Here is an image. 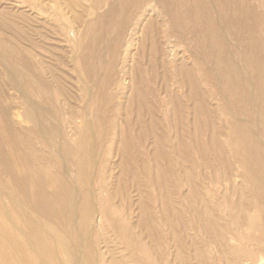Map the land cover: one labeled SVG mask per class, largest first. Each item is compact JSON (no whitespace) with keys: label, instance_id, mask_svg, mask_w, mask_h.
I'll return each instance as SVG.
<instances>
[{"label":"rangeland","instance_id":"374dc122","mask_svg":"<svg viewBox=\"0 0 264 264\" xmlns=\"http://www.w3.org/2000/svg\"><path fill=\"white\" fill-rule=\"evenodd\" d=\"M154 1L0 0V264H41L47 176L63 263L72 161L94 177L102 230L81 247L103 264L129 241L133 264H264V0Z\"/></svg>","mask_w":264,"mask_h":264},{"label":"bare ground","instance_id":"6f19581e","mask_svg":"<svg viewBox=\"0 0 264 264\" xmlns=\"http://www.w3.org/2000/svg\"><path fill=\"white\" fill-rule=\"evenodd\" d=\"M154 1V0H153ZM164 1V0H163ZM52 2L54 3V5H56L55 3H57V0H52ZM91 2V1H90ZM89 2V3H90ZM112 2V1H111ZM110 2V3H111ZM155 2V1H154ZM168 2V1H167ZM39 3V2H38ZM51 3V2H49ZM80 3V2H79ZM157 3V2H156ZM81 4V3H80ZM112 4V3H111ZM43 5V3H42ZM52 6V3L50 4ZM90 5V4H89ZM59 6V5H57ZM84 6V5H83ZM110 6V5H109ZM165 6V5H164ZM33 7V5H32ZM53 7V6H52ZM160 7V6H159ZM141 8V7H140ZM50 9V7H48V10ZM57 10H59L58 8H55ZM109 9V8H108ZM163 9V8H162ZM171 9V8H170ZM212 9V8H211ZM163 11V10H162ZM50 13V10L48 11ZM53 12V11H52ZM165 12V11H164ZM27 13V12H26ZM67 13V12H66ZM167 13V11H166ZM33 14V13H32ZM58 17L59 19L67 26L68 31L70 32L69 34H71V36L73 37V27L72 24L69 22V20H67V18L65 17V14L61 13L60 11H57ZM37 16V15H36ZM216 16V15H215ZM58 19V20H59ZM216 19V18H215ZM87 20V18H86ZM169 20V19H168ZM131 21V20H130ZM85 22V20H84ZM158 22V21H157ZM62 24V23H61ZM217 24V23H216ZM64 25V26H65ZM84 25V23H83ZM170 25V24H168ZM120 26V25H119ZM129 27V26H128ZM171 28V27H170ZM221 28V27H220ZM123 29V28H122ZM172 29V28H171ZM174 29V28H173ZM43 30V29H42ZM13 31V30H12ZM124 31V30H123ZM174 31V30H173ZM221 31V29H220ZM219 31V33H221ZM117 33V32H116ZM115 33V34H116ZM177 33V32H176ZM19 36V35H18ZM47 37V36H46ZM222 37V35H221ZM117 38V37H116ZM181 38V37H180ZM22 39V38H21ZM225 39V38H224ZM249 39V38H248ZM74 40V39H73ZM114 40V39H113ZM72 41V40H71ZM81 41V40H80ZM118 41V40H117ZM135 40H133L134 42ZM226 41V40H225ZM73 42V41H72ZM228 43V42H227ZM226 43V44H227ZM27 44V43H26ZM45 45V44H43ZM75 45V44H74ZM48 46V45H47ZM103 46V45H102ZM109 46V45H108ZM74 47V46H73ZM79 47V46H78ZM28 48V47H27ZM111 48V47H110ZM109 50V49H108ZM79 51V50H78ZM226 51L225 49L222 50V53L224 54ZM2 54V51L0 50V55ZM78 54V53H77ZM192 54V53H191ZM229 55V54H228ZM11 57V56H10ZM223 64H225V57L223 56ZM1 63V62H0ZM106 63V62H105ZM3 65V64H2ZM175 65V64H174ZM5 67V66H4ZM234 66H232L233 68ZM6 68V67H5ZM7 70V69H6ZM45 70V69H44ZM209 70V69H208ZM223 72H226V67L224 66L223 68ZM76 71V70H75ZM5 72V71H4ZM85 72V71H84ZM258 74H260L261 76H264V60L262 62V67L261 69H258ZM86 73V72H85ZM84 73V74H85ZM6 76V75H5ZM214 76V75H213ZM220 76V75H219ZM11 77V76H10ZM77 77V74H76ZM215 77V76H214ZM80 78V77H79ZM219 81V80H218ZM216 82V81H215ZM249 82V81H248ZM16 85V84H15ZM251 85V83H250ZM218 88V87H217ZM219 89V88H218ZM251 89V88H250ZM219 91V90H218ZM253 92L255 91H260L264 93V83L259 84L258 86H256L255 88H253L252 90ZM87 92V91H86ZM251 93V92H250ZM249 93V94H250ZM223 95V94H221ZM251 95V94H250ZM225 98V97H223ZM251 98V96H250ZM250 100V99H249ZM252 100V99H251ZM261 101V100H259ZM248 102V101H247ZM251 102V101H250ZM258 102V101H257ZM226 103V100H225ZM253 103V102H252ZM259 103V102H258ZM85 104V103H84ZM264 104V103H263ZM69 105V104H68ZM253 106V105H252ZM262 106V105H261ZM83 108V107H82ZM230 108V107H229ZM46 109V108H45ZM256 109V108H255ZM49 110V109H47ZM252 110V109H251ZM44 111V109H43ZM1 113V112H0ZM47 113V112H46ZM263 113V112H262ZM233 114V113H231ZM234 116V115H233ZM232 116V117H233ZM230 117V116H229ZM236 117V116H235ZM257 115H255V119H256ZM231 118V117H230ZM87 119V118H86ZM264 120V119H263ZM236 121V122H235ZM235 123L237 124V121L235 119ZM240 121V120H239ZM256 121V120H255ZM87 123V122H86ZM89 123V122H88ZM87 123V124H88ZM8 125V124H7ZM5 125V127L7 126ZM235 126V125H234ZM243 127V126H242ZM241 128V127H240ZM8 129V128H7ZM236 129V128H235ZM243 129V128H241ZM237 130V129H236ZM238 131V130H237ZM240 131V130H239ZM242 132V131H241ZM10 134V133H9ZM13 136V135H12ZM259 146V145H258ZM255 149V148H253ZM256 150V149H255ZM262 150V149H261ZM2 155V154H1ZM7 158V157H6ZM2 164V162H1ZM72 173L66 174V178L70 180L71 182V188L73 187V182L74 181H78L77 184L78 186H80V188H82V201L80 204H77L76 201V192L74 193L73 191H71V202H70V208H68L66 211V213L68 214V216H70V214L68 212H70L72 214V212H74L76 210V215L79 221V224L76 225V229H77V240L76 237L72 238L70 240V242H68L69 244L65 247V251L66 254H64V256H66L64 258V261L62 264H103L104 262H102V260L99 259L98 256L92 254L91 252H89V250H87L86 248H82V243H86L87 244V248L90 247L91 243H92V239L88 240L85 238V234L89 235L92 232H98L100 230H102V226H101V219L103 216L102 213V209L99 206V201L97 200V195H95L93 192L95 191L93 189L92 191V199L89 196V191L86 190V185L91 184V186L93 187V183H94V177L92 175V173H82L81 170L77 169V166L74 165L73 161L71 163L70 166ZM257 168V167H256ZM260 168V167H259ZM246 170H248V168H245ZM256 170V169H253ZM258 170V169H257ZM12 171V170H11ZM68 171V170H67ZM259 173H261V170L259 171ZM251 180V179H250ZM256 180V178H255ZM258 181V180H257ZM254 182V181H253ZM24 183V182H23ZM45 185L43 186V192H42V201H41V213H42V223H43V227L42 228H38L39 226L37 225V222L32 219V221H35V224L38 226H35L33 224L30 225V234H31V238L34 240V242H40V240L44 243H46L48 241V245L47 246H43V255L44 258L41 260V264H52L51 263V259L49 258V255H51V250L52 247V242H54L55 244H59V242L57 241V239H54L51 235V233L49 232V227H51V221L53 219V217L58 214V210L55 209L52 205V199H53V179L48 178V176L46 177L45 181L43 182ZM23 185V184H22ZM58 188V187H57ZM263 188V187H262ZM60 191V190H59ZM13 196V195H11ZM95 196V197H94ZM11 201V200H10ZM23 201V200H22ZM13 202V201H12ZM14 204H16L15 202H13ZM18 205V204H17ZM16 205V206H17ZM20 206V205H19ZM89 206V207H88ZM21 207V206H20ZM79 207V208H78ZM26 208V207H25ZM78 208V209H77ZM63 211V210H62ZM65 212V211H64ZM105 213L108 214H112V212L105 211ZM66 214V215H67ZM30 217V216H29ZM58 217V216H57ZM70 218V217H69ZM69 218L67 217L68 221ZM115 218V217H114ZM8 219V218H7ZM66 219V220H67ZM9 220V219H8ZM33 221V222H34ZM9 222V221H8ZM68 223V222H66ZM12 224V223H11ZM10 224V225H11ZM67 225V224H66ZM65 225V226H66ZM15 227V226H13ZM12 227V228H13ZM70 227V226H69ZM67 226V228H69ZM17 227H15L16 229ZM18 229V228H17ZM70 229H73L70 228ZM21 230V229H20ZM66 230V227H65ZM3 231V230H2ZM53 231V230H52ZM60 231V230H59ZM67 231V230H66ZM70 230H68L67 232H69ZM54 232V231H53ZM61 232V231H60ZM23 235V232H20ZM37 233V234H35ZM71 233V232H70ZM66 234V233H65ZM75 236V235H74ZM25 238V237H24ZM69 239V238H68ZM54 240V241H53ZM26 241V240H25ZM219 242V241H218ZM28 242H26L25 244H27ZM129 244V246H131V248L129 249V247L127 246ZM29 246V244H28ZM52 247V248H51ZM29 248H32L29 246ZM121 251L125 250L127 251V254L123 256L119 255V257H114V256H110L109 257V263L110 264H125L122 262V258L124 260H127V262L129 264H133L136 263V247H135V242H127V243H123L122 247L120 248ZM61 251V250H60ZM36 255V254H35ZM4 260V259H3ZM260 261V260H259Z\"/></svg>","mask_w":264,"mask_h":264}]
</instances>
